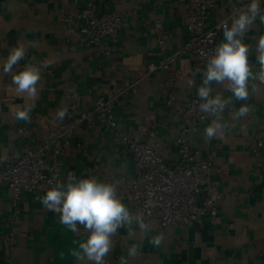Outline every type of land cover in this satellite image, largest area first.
Instances as JSON below:
<instances>
[{
    "label": "crops",
    "instance_id": "1",
    "mask_svg": "<svg viewBox=\"0 0 264 264\" xmlns=\"http://www.w3.org/2000/svg\"><path fill=\"white\" fill-rule=\"evenodd\" d=\"M80 1L84 5L88 0ZM94 1L101 10H119L124 15L116 66L105 59L99 46L80 42L78 21L62 20L73 0H0V64L18 42L25 45L26 56L15 66L16 71L27 58L54 59L42 75L30 123L13 118L10 108L30 101L9 91L11 74L0 70V149L22 152L26 139L17 131L21 124L34 126V144L42 143L48 126L58 121L55 113L61 102L70 107L66 93L77 91L82 108L91 107L98 96L117 95L115 113L120 129L132 137L165 139L171 145L168 162L175 163L176 137L181 127L167 103L165 81L175 75L181 98L197 96L201 77H193V73L199 68L187 52L180 53L169 67L157 72L148 74L144 68L184 45L188 36V6L180 0ZM238 3L239 0L219 2L211 9L209 25L225 18L229 8ZM157 20L163 22L161 28L156 26ZM260 34H264V25L257 21L245 42L254 46ZM189 78L195 80L191 88L187 84ZM135 80L140 82L139 94L123 93L122 89ZM213 88L214 94L231 95L220 85ZM233 102H252L253 110L238 121L231 120V112H224L223 119L234 125L225 140L204 141V128L213 117L188 134L193 148L201 152L215 148V165L227 168L218 179L224 197L217 220L212 222L204 216L193 226L176 224L166 231L151 220L148 224L153 231L145 234L137 228L134 238H129L121 228L114 237V249L106 257L107 264H120V258L127 256L133 244L142 248L133 264H264V86L247 101ZM110 137L101 125L90 131L79 129L61 154L59 181L65 180L68 172L80 178L95 175L100 180L129 175L135 159L127 144L112 142ZM259 140L263 145H258ZM47 189L24 191L22 218L13 228L9 224L12 188L0 185V264H76L70 251L78 247L74 241L85 239L86 234L82 227L79 233H71L60 224L57 214L42 205L40 197ZM12 230L14 237L7 244L6 234ZM157 232L165 237L159 246L151 243Z\"/></svg>",
    "mask_w": 264,
    "mask_h": 264
},
{
    "label": "built area",
    "instance_id": "2",
    "mask_svg": "<svg viewBox=\"0 0 264 264\" xmlns=\"http://www.w3.org/2000/svg\"><path fill=\"white\" fill-rule=\"evenodd\" d=\"M143 1L150 3L152 0ZM180 1L188 6L187 39L179 50L167 55L160 62L146 65L144 70L148 74L169 67L183 52L190 53L198 68H203L205 54H210L222 41L223 22L229 19L234 7L241 6L238 3L230 7L225 18L209 25L211 9L224 0ZM261 7H264V0H261ZM62 20L67 23L78 21L80 42L99 46L111 66L117 65L119 36L125 25L124 15L119 10H101L94 0H88L84 5H81L80 0H73V6L67 7L63 12ZM156 26L161 28L163 22L157 20ZM254 58L255 53H252V57H249L250 63L254 64ZM40 61L37 58H27L21 63V67L29 62ZM165 88L168 92L167 103L172 107L181 127L176 137L178 157L175 163L168 162L167 154L171 145L165 139L132 137L120 129L115 113L117 95L98 96L91 107L82 108L78 105L80 93L67 92L69 115L62 122L50 124L47 137L39 145L34 144V126L18 125V133L26 139L23 150L21 153L9 152L7 162L0 164V185L8 184L12 188L10 226L14 228L21 221L24 191L49 188L51 184L59 181L63 165L61 154L65 152L66 146L71 143L79 129L90 131L97 125L110 132L112 142L127 144L135 159L134 169L129 175L106 177L102 180L113 181L118 185L119 195L130 205V210L143 213L147 223L155 220L163 231L176 224L193 226L204 216L215 222L224 197L218 179L226 174L227 168L215 165L218 155L215 148L201 152L193 148L188 139V134L211 116L199 111L197 96L189 99L180 97L175 75L165 81ZM139 91V80L129 82L122 89L123 93L132 92L136 96ZM242 103L253 105L252 102H233L225 112L235 111ZM258 145H263V141L259 140ZM14 234L13 230L6 234L7 244L11 242Z\"/></svg>",
    "mask_w": 264,
    "mask_h": 264
},
{
    "label": "clouds",
    "instance_id": "3",
    "mask_svg": "<svg viewBox=\"0 0 264 264\" xmlns=\"http://www.w3.org/2000/svg\"><path fill=\"white\" fill-rule=\"evenodd\" d=\"M239 3L241 6L234 7L229 19L223 22L222 41L210 54H205L203 68L193 73V77L197 74L201 77L196 90L199 111L213 117L203 131L205 142L225 140L234 126L223 119L225 109L234 100L247 101L264 86V34L258 36L254 46L245 42L257 21L264 25V7H261V0H247V3L239 0ZM252 53H255V65L249 60ZM25 56L26 47L18 42L0 64V70L11 74L9 91L30 101L13 105L10 108L13 118L30 123L34 102L40 95L42 73L53 65L54 59L29 62L18 71L14 70ZM187 84L191 88L195 80L189 78ZM213 85L222 86L231 95L214 94ZM252 110L251 105L242 103L230 113L231 120L238 121ZM68 115V105L62 101L55 118L62 122ZM8 159V149H0V164ZM40 201L47 210L59 216L60 224L71 233H79L80 227L83 228L86 238L74 241L78 247L70 251L76 264H107L106 257L114 249V237L121 228L126 230L129 238L136 236L137 228L145 234L153 231L143 213L133 212L124 204L115 182L102 181L95 175L80 178L68 172L65 180L51 184ZM164 238L162 232H157L151 237V243L159 246ZM141 253V246L133 244L128 248L127 256L120 258V264H133Z\"/></svg>",
    "mask_w": 264,
    "mask_h": 264
}]
</instances>
